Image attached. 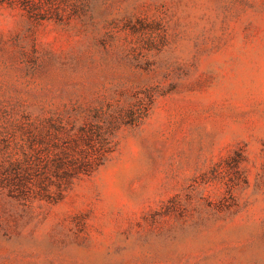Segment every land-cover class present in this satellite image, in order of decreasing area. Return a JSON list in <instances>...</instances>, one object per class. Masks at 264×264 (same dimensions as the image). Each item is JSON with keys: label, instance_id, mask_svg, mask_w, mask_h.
<instances>
[{"label": "rangeland", "instance_id": "obj_1", "mask_svg": "<svg viewBox=\"0 0 264 264\" xmlns=\"http://www.w3.org/2000/svg\"><path fill=\"white\" fill-rule=\"evenodd\" d=\"M0 264H264V0H0Z\"/></svg>", "mask_w": 264, "mask_h": 264}]
</instances>
